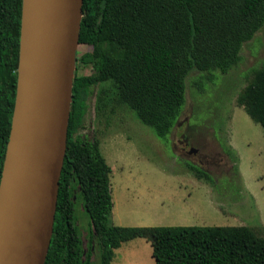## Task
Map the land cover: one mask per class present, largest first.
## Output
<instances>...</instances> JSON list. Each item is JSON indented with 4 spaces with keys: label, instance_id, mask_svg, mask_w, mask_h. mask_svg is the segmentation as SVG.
<instances>
[{
    "label": "trees",
    "instance_id": "trees-1",
    "mask_svg": "<svg viewBox=\"0 0 264 264\" xmlns=\"http://www.w3.org/2000/svg\"><path fill=\"white\" fill-rule=\"evenodd\" d=\"M21 9L22 0H0V178L16 97ZM263 25L264 0H83L78 45L92 50L80 59L76 52L75 61L91 69L88 74L74 71L66 150L43 264H109L114 250L135 238L150 243L155 264H264V236L245 225H114L111 167L98 140L83 132L94 87L111 81L117 102L166 139L184 108L188 74L195 69L228 72ZM236 101L264 132V58L251 68ZM188 162L196 177L212 180L207 170ZM75 190L89 218L86 246L75 222Z\"/></svg>",
    "mask_w": 264,
    "mask_h": 264
},
{
    "label": "rangeland",
    "instance_id": "rangeland-1",
    "mask_svg": "<svg viewBox=\"0 0 264 264\" xmlns=\"http://www.w3.org/2000/svg\"><path fill=\"white\" fill-rule=\"evenodd\" d=\"M91 50L78 45L76 56L86 57ZM240 54L226 73L195 69L188 74L184 108L166 139L117 102L111 81L94 87L83 132L98 140L111 167L114 225H245L264 236V132L236 101L251 68L264 58V25ZM79 59L76 72L88 74L90 65ZM182 139L196 153H186ZM188 161L207 170L212 180L196 177ZM73 201L86 246L89 218L79 190ZM109 264H155L152 247L144 238L124 241Z\"/></svg>",
    "mask_w": 264,
    "mask_h": 264
},
{
    "label": "water",
    "instance_id": "water-1",
    "mask_svg": "<svg viewBox=\"0 0 264 264\" xmlns=\"http://www.w3.org/2000/svg\"><path fill=\"white\" fill-rule=\"evenodd\" d=\"M83 0H22L0 178V264H43L55 218Z\"/></svg>",
    "mask_w": 264,
    "mask_h": 264
},
{
    "label": "flooded vegetation",
    "instance_id": "flooded-vegetation-1",
    "mask_svg": "<svg viewBox=\"0 0 264 264\" xmlns=\"http://www.w3.org/2000/svg\"><path fill=\"white\" fill-rule=\"evenodd\" d=\"M181 141H182V146H183L182 149L185 150L186 153H193V152L196 153L197 149L187 144L185 140L182 139ZM185 145L188 147L187 149H185L186 147ZM193 149H195V151Z\"/></svg>",
    "mask_w": 264,
    "mask_h": 264
}]
</instances>
